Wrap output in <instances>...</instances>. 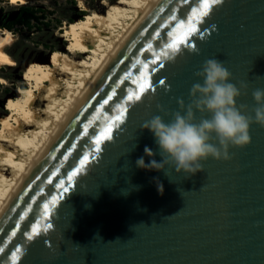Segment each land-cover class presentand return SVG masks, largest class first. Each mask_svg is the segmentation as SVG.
Here are the masks:
<instances>
[{
  "label": "water",
  "instance_id": "95a60500",
  "mask_svg": "<svg viewBox=\"0 0 264 264\" xmlns=\"http://www.w3.org/2000/svg\"><path fill=\"white\" fill-rule=\"evenodd\" d=\"M202 2L157 0L106 64L0 215V264H264V127L194 176L135 163L161 159L142 125L191 102L207 59L247 86L238 107L264 89V0H210L169 47Z\"/></svg>",
  "mask_w": 264,
  "mask_h": 264
},
{
  "label": "bare ground",
  "instance_id": "6f19581e",
  "mask_svg": "<svg viewBox=\"0 0 264 264\" xmlns=\"http://www.w3.org/2000/svg\"><path fill=\"white\" fill-rule=\"evenodd\" d=\"M23 6L29 0H4ZM157 0H117L104 11L90 10L70 22L62 37L65 50L48 62L25 67L27 87L6 99L0 115V215L97 76ZM83 3V2H82ZM12 30L0 26V70L16 65L9 48ZM0 81H7L0 77Z\"/></svg>",
  "mask_w": 264,
  "mask_h": 264
},
{
  "label": "clouds",
  "instance_id": "9594fccd",
  "mask_svg": "<svg viewBox=\"0 0 264 264\" xmlns=\"http://www.w3.org/2000/svg\"><path fill=\"white\" fill-rule=\"evenodd\" d=\"M202 83H194L190 89L191 102H181L180 109L164 117L155 115L142 125L155 141L161 159L157 161L152 148L145 146V156L136 160V166L146 171L164 172L166 166L188 177L203 172L202 161L210 157L217 161L231 159L230 147L243 148L251 143L250 128L253 124L264 127V89L252 92L255 107L237 106V100L246 91V85L238 88L231 83L232 74L218 59H207L201 70L195 73ZM201 114L196 122L195 113ZM183 113V114H182ZM248 113V114H244ZM206 117V118H205ZM158 191L163 194V185L156 179Z\"/></svg>",
  "mask_w": 264,
  "mask_h": 264
},
{
  "label": "rangeland",
  "instance_id": "374dc122",
  "mask_svg": "<svg viewBox=\"0 0 264 264\" xmlns=\"http://www.w3.org/2000/svg\"><path fill=\"white\" fill-rule=\"evenodd\" d=\"M106 1L112 3L117 0ZM103 2L104 0H29L26 5L17 6L0 0L1 27L2 23L13 20L19 9L24 6L34 9L38 17L32 20L30 26L17 24L11 29L16 41L9 48V52L14 56L16 65L0 70V77L7 81V84L0 81V115L9 113L5 109L6 99L19 95L20 87L28 86L23 78L27 64L36 60L48 62L54 50H65L67 40L61 35L65 32L66 26L70 22L84 18L88 12L86 7L90 10L104 11L107 5Z\"/></svg>",
  "mask_w": 264,
  "mask_h": 264
},
{
  "label": "snow or ice",
  "instance_id": "6c2138e0",
  "mask_svg": "<svg viewBox=\"0 0 264 264\" xmlns=\"http://www.w3.org/2000/svg\"><path fill=\"white\" fill-rule=\"evenodd\" d=\"M209 7H210V0H203L200 11H197V9L192 10V16L189 19L188 25L186 26L183 22L180 23L179 28L182 30L180 35L183 36L184 39L181 40L179 37L174 38L173 42L169 45V47L172 49L173 52L178 50L179 44L186 41L187 35L191 34V32L196 30L195 27L193 26L195 23V20L199 16L206 15ZM145 88H146V85L141 83L140 91L141 92L145 91ZM129 99L130 100L131 99H139V96L138 95H130ZM105 103H107V101H105ZM110 131H111V129L109 128L107 132L103 133V135L101 136V139L110 138V135H109ZM96 143H100V140H97ZM35 231H36V229L33 228V232H35ZM13 235H15V233H13ZM13 260H15V257H13Z\"/></svg>",
  "mask_w": 264,
  "mask_h": 264
},
{
  "label": "trees",
  "instance_id": "16d2710c",
  "mask_svg": "<svg viewBox=\"0 0 264 264\" xmlns=\"http://www.w3.org/2000/svg\"><path fill=\"white\" fill-rule=\"evenodd\" d=\"M38 18L36 16V12L34 9L30 7H22L21 12L18 14L16 18H14L10 24L4 25L3 27L8 29H13L14 25L20 24V25H27L30 26L33 19Z\"/></svg>",
  "mask_w": 264,
  "mask_h": 264
},
{
  "label": "flooded vegetation",
  "instance_id": "af4514ba",
  "mask_svg": "<svg viewBox=\"0 0 264 264\" xmlns=\"http://www.w3.org/2000/svg\"><path fill=\"white\" fill-rule=\"evenodd\" d=\"M71 2L73 3V1H71ZM20 12H21V9H19V13H20ZM19 13H18V14H19ZM80 14L83 15V13H80ZM17 16H18V15H17ZM17 16H16V17H17ZM16 17H15V18H16ZM11 21H12V20H11ZM11 21H9V22H5V23H2V25H3V26H4V25H8V24H10ZM60 29H61V28H60ZM56 34H57V33H56Z\"/></svg>",
  "mask_w": 264,
  "mask_h": 264
}]
</instances>
